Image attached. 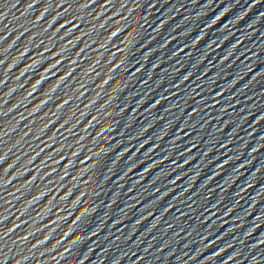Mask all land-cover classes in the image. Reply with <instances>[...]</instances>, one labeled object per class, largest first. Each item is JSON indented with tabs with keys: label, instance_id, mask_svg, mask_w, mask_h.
<instances>
[{
	"label": "snow or ice",
	"instance_id": "obj_1",
	"mask_svg": "<svg viewBox=\"0 0 264 264\" xmlns=\"http://www.w3.org/2000/svg\"><path fill=\"white\" fill-rule=\"evenodd\" d=\"M105 2L107 3V0H105ZM85 6H86V5H81V7H85ZM29 7H31V4L29 5ZM37 19H39V17H37ZM65 23H68V21H65ZM73 26L75 27V25H73ZM60 27L62 28V27H64V25L61 24ZM116 34H117V32H112V36H115ZM101 46H103V45H101ZM25 51H27V49H25ZM61 51H63V49H61ZM0 63H2V61H0ZM59 63H60V60L57 59V60L55 61V64L51 65V67H55V65H56V64H59ZM9 67H11V65H9ZM46 71H47V69H46ZM23 74H24V73L21 72V75H23ZM67 74H68V73H65V76H66ZM41 79H43V77H41ZM60 79L63 80V79H64V76L60 77ZM186 79H187V78H186ZM2 82H3V81H0V83H2ZM40 82H41V80L38 79V80L33 84L32 89H31V91L28 93V95H31L33 92L36 91V86H37ZM57 83H59V81H58ZM104 83H107V81H104ZM54 89H55V86H53V89H51V90H54ZM41 103H44V101H41ZM64 103H67V101H64ZM37 107H39V105H38ZM35 111H36V108H33V112H35ZM47 126H48L47 124L44 125L45 128H46ZM26 134H27V133H25V135H26ZM101 151L103 152L104 149H101ZM73 155H75V153H74ZM0 160H3V157H2V156H0ZM4 171L6 172L7 169H4ZM7 182H8V181H5V183H7ZM41 195H42V193H41ZM85 211H87V209H85ZM82 215H83V213H81V216H82ZM76 219L79 220L80 217H77ZM14 227H16V226L14 225L13 228H14ZM13 228H9V229L7 230V232L4 233V235L6 236L8 232L13 231ZM69 231H71V229H69ZM65 235H67V233H66ZM26 238H27V237L25 236L24 239H26ZM79 238H80V237L77 236L76 240H79ZM0 239H2V237H0ZM47 239H48V236H45L43 240H40V241H38L37 243H38V244H43ZM58 242H59V241H58ZM75 242H76V241H73V243H75ZM33 247H35V245H33ZM25 259H26V258H25Z\"/></svg>",
	"mask_w": 264,
	"mask_h": 264
}]
</instances>
